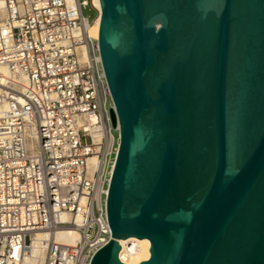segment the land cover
Masks as SVG:
<instances>
[{"label": "water", "instance_id": "water-1", "mask_svg": "<svg viewBox=\"0 0 264 264\" xmlns=\"http://www.w3.org/2000/svg\"><path fill=\"white\" fill-rule=\"evenodd\" d=\"M120 143L91 264H264V0H94Z\"/></svg>", "mask_w": 264, "mask_h": 264}, {"label": "built area", "instance_id": "built-area-1", "mask_svg": "<svg viewBox=\"0 0 264 264\" xmlns=\"http://www.w3.org/2000/svg\"><path fill=\"white\" fill-rule=\"evenodd\" d=\"M89 9L0 0V264H91L111 239L120 132ZM65 229L81 238L59 242Z\"/></svg>", "mask_w": 264, "mask_h": 264}, {"label": "bare ground", "instance_id": "bare-ground-1", "mask_svg": "<svg viewBox=\"0 0 264 264\" xmlns=\"http://www.w3.org/2000/svg\"><path fill=\"white\" fill-rule=\"evenodd\" d=\"M94 8L97 10L98 15L95 19V23L91 27V34L95 38H99V31H100V9L95 5L94 0H92ZM0 72L4 76H8L9 73L5 68H1ZM91 168H96L98 164V160L96 157H92L89 160ZM77 222H80V217L77 219ZM81 238V235L75 231L70 229H65L57 234L56 239L64 244H71L75 243L77 240ZM122 249L120 252V259L126 264H139L143 261H147L150 258V251L149 248L151 243L148 239H138L135 237L128 238L125 240L119 241ZM40 254L39 245H36L33 251V255L30 258V261L35 259Z\"/></svg>", "mask_w": 264, "mask_h": 264}, {"label": "rangeland", "instance_id": "rangeland-1", "mask_svg": "<svg viewBox=\"0 0 264 264\" xmlns=\"http://www.w3.org/2000/svg\"><path fill=\"white\" fill-rule=\"evenodd\" d=\"M85 16L89 17V19L92 21L96 17V12L92 9L86 10L84 12Z\"/></svg>", "mask_w": 264, "mask_h": 264}]
</instances>
